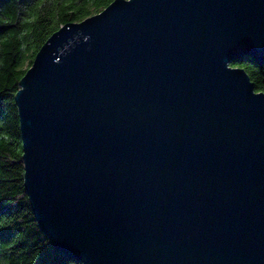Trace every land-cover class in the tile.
Segmentation results:
<instances>
[{
    "label": "water",
    "instance_id": "obj_1",
    "mask_svg": "<svg viewBox=\"0 0 264 264\" xmlns=\"http://www.w3.org/2000/svg\"><path fill=\"white\" fill-rule=\"evenodd\" d=\"M264 0H113L15 95L25 187L84 264H264Z\"/></svg>",
    "mask_w": 264,
    "mask_h": 264
},
{
    "label": "trees",
    "instance_id": "obj_2",
    "mask_svg": "<svg viewBox=\"0 0 264 264\" xmlns=\"http://www.w3.org/2000/svg\"><path fill=\"white\" fill-rule=\"evenodd\" d=\"M113 0H0V264H84L56 251L41 229L25 187L20 81L48 37L63 24L99 12ZM257 90L264 62L243 56Z\"/></svg>",
    "mask_w": 264,
    "mask_h": 264
}]
</instances>
